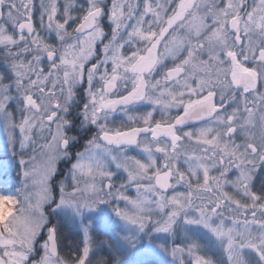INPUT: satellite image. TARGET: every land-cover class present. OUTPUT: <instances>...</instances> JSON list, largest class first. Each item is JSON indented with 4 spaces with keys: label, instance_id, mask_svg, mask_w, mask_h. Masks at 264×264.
<instances>
[{
    "label": "snow or ice",
    "instance_id": "1",
    "mask_svg": "<svg viewBox=\"0 0 264 264\" xmlns=\"http://www.w3.org/2000/svg\"><path fill=\"white\" fill-rule=\"evenodd\" d=\"M0 264H264V0H0Z\"/></svg>",
    "mask_w": 264,
    "mask_h": 264
},
{
    "label": "rangeland",
    "instance_id": "2",
    "mask_svg": "<svg viewBox=\"0 0 264 264\" xmlns=\"http://www.w3.org/2000/svg\"><path fill=\"white\" fill-rule=\"evenodd\" d=\"M62 246L64 247V251L65 253H67V246L70 244V243H74L75 242V237L74 236H71L69 235L67 232H65L62 237Z\"/></svg>",
    "mask_w": 264,
    "mask_h": 264
}]
</instances>
